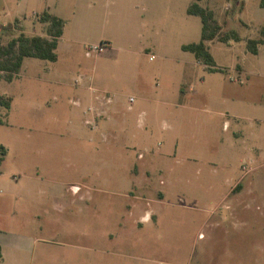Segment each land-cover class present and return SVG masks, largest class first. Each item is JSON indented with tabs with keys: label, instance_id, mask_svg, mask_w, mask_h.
<instances>
[{
	"label": "rangeland",
	"instance_id": "rangeland-1",
	"mask_svg": "<svg viewBox=\"0 0 264 264\" xmlns=\"http://www.w3.org/2000/svg\"><path fill=\"white\" fill-rule=\"evenodd\" d=\"M194 2L210 7L223 31L235 28L243 37L208 41L217 66L224 71L208 70L193 52L182 48L202 36L201 16L188 12ZM45 9L65 20L58 59L26 57L12 81L0 71V94L12 98L10 109L0 107V143L8 148L0 165V191L14 188L38 168L43 184L54 178L69 181L80 174L70 165L74 156L89 167L106 158L109 168L114 167L117 154L125 152L133 157L137 154V158L148 153L163 168H217V184L197 188L195 183L183 184L169 194L166 204L160 205L159 222L138 226L125 208L118 245L139 255L133 264H264V155L256 149L264 146V44L259 45L258 54L247 47L249 38L261 36L264 7L260 0H0V24L18 23L29 35L45 34L46 24L39 20ZM19 32H3V42ZM104 41L109 42L105 50L89 52L91 46ZM239 64L257 74L239 75ZM90 85L92 92L111 97L107 112L129 119L127 134L116 139L108 131L121 128L107 121L105 129L114 139H87L90 133L96 134L83 126L85 108L92 102L86 89ZM78 96L82 98L79 104ZM181 104L194 109L188 113L193 121H203L205 113L196 108L207 104L220 112L229 110L233 117H251L252 132L261 139L249 134L250 128L244 140L231 141L224 127L229 117L223 115L214 117L212 141L201 133L183 139L177 133L185 127L179 114ZM78 128L83 138L77 136ZM176 148L177 158L172 156ZM183 149L184 153L191 149L197 159L179 160ZM160 151L168 158L156 156ZM224 168L231 178L243 180L245 204L232 197L223 199L228 192ZM158 171L152 179L161 188ZM242 188L241 184L234 191ZM182 193L186 203L180 201ZM104 195L108 201L128 200L110 191ZM171 201L178 204H168ZM68 225L70 233L64 237L78 244L84 240L85 230L93 229V220L76 216ZM46 232L51 234L49 229ZM53 248L45 264L84 262L77 246L70 253L63 252V246Z\"/></svg>",
	"mask_w": 264,
	"mask_h": 264
},
{
	"label": "crops",
	"instance_id": "crops-1",
	"mask_svg": "<svg viewBox=\"0 0 264 264\" xmlns=\"http://www.w3.org/2000/svg\"><path fill=\"white\" fill-rule=\"evenodd\" d=\"M237 71L243 77L252 73L257 74L252 70H246L240 64L237 65ZM89 78L91 77L89 76ZM82 80V77L76 79L77 84ZM91 87V85L89 88L86 87L92 102L85 108L84 113L87 117L83 126L86 125L91 132L96 134L90 133L89 137L86 135L87 139L94 141L98 138L107 141L114 139L111 135L118 139L124 133L127 134L129 119L118 118L120 116L107 112L108 106L112 102L111 97H104L99 93L92 92ZM227 100L225 99V102ZM81 101L82 98L78 96L76 103L79 104ZM178 107L185 127L181 126L177 132V127L172 126V130L181 137L183 135V139L186 136V140H191L194 137H199L201 133L207 136L210 141L214 136L211 131L216 123L214 117L218 115L229 117L224 122V127L231 141H235L234 138L244 140V136L250 128L249 134L255 139H261V135L255 131L252 132L253 120H250L251 117L238 114L233 117L229 114V110L226 111L227 113L220 112L210 108L207 104L196 108V110L205 113L202 116L204 117L203 121H193L188 113L194 109L187 104H181ZM243 120H248L249 123ZM107 121L119 125L120 131L105 129L104 123ZM192 124L195 125L196 131L192 130ZM79 130L78 128L77 136L83 138L84 135L80 134ZM135 134L134 131L133 135ZM207 148L214 151L213 145H208ZM247 148L250 152L252 151L251 146ZM256 149L260 155H264V146ZM191 151V149H187L184 153L183 149V155H179V160L188 162L197 159V155ZM161 153V151L158 152L156 156L163 159L168 158L167 155L162 156ZM177 153L178 149L176 148L172 156L177 158ZM107 156L105 155V158ZM116 158V165L109 168L107 158L103 163L100 162L89 167L86 165V161H80L79 156L75 159L74 156L70 165L75 172L78 171L80 174L75 178L71 177L69 181L54 178L49 184H43L42 171L41 168H38L36 172L26 174V180L18 183L14 188L6 187L5 190H1L0 245L3 257L0 259V264H45L44 260L49 253L54 251L53 247L56 245L63 246L62 250L66 253H70L69 250L76 246L82 249L83 264H133V260L138 259L139 255L134 254L132 248L125 249L122 245H118L122 239L126 211L129 213L128 217H131L138 226L159 222V213H162L163 209L160 205L166 204V198L175 189H179L183 184L186 186L195 183L197 188L198 186L214 185L219 181L220 170L213 167L182 166L174 168L164 166L163 168L156 166L153 162L155 157H150L148 153L137 158V154L133 157L129 153L123 152L117 154ZM157 170H159L162 180L161 188H156L152 179V174ZM125 172L128 176H122ZM223 172L228 175L224 177L228 182H226L228 192L223 199L232 197L240 204H245L246 201L243 197L246 188L243 180L240 177L231 178L227 168H224ZM14 178L19 180L20 177L15 176ZM241 184L243 185L242 190L235 192L236 187ZM109 191L114 195L126 197L127 202L124 203L118 199L108 201L104 194ZM184 194L182 193L179 197L181 202L186 203L187 198ZM103 195L104 197H102ZM17 202L22 205L19 206ZM168 204L177 205L178 203L175 204L171 201ZM227 206L230 204L228 203ZM20 212L22 214H19ZM76 216H81L85 220H93V229H86L83 233L84 240L78 244L70 238L64 237L65 234L70 233L69 220ZM109 225L114 226L108 230L107 226ZM47 229L51 230V234L46 232ZM119 234L120 236H118ZM75 264H80V262Z\"/></svg>",
	"mask_w": 264,
	"mask_h": 264
},
{
	"label": "trees",
	"instance_id": "trees-1",
	"mask_svg": "<svg viewBox=\"0 0 264 264\" xmlns=\"http://www.w3.org/2000/svg\"><path fill=\"white\" fill-rule=\"evenodd\" d=\"M260 5L264 7V0H260ZM188 12L201 16L203 20L202 36L198 42L185 43L182 48L193 52L196 59L204 64L208 70L224 71V69L217 66L208 41L218 39L229 42L231 39L242 40L243 37L235 28L223 31L222 26L215 18L214 11L210 7H204L199 2H194L189 6ZM39 20L46 24L45 34L29 35L18 23L16 25L12 23L0 24V71L5 79L12 81L19 75L26 57H37L52 61L58 59L57 49L60 38L64 33L65 20L48 9L40 13ZM14 29L20 31L19 35L4 43L2 33ZM260 44H264V25L261 27L260 37L247 40L248 50L255 54L259 52ZM11 106L12 98L0 94V107L10 109ZM0 122H2V119H0ZM7 152L8 148L0 143V165L4 162ZM2 257L3 252L0 245V259Z\"/></svg>",
	"mask_w": 264,
	"mask_h": 264
},
{
	"label": "built area",
	"instance_id": "built-area-1",
	"mask_svg": "<svg viewBox=\"0 0 264 264\" xmlns=\"http://www.w3.org/2000/svg\"><path fill=\"white\" fill-rule=\"evenodd\" d=\"M108 46H109V42L104 41V42H101L99 44H95V45L91 46L89 52H91V51L101 52V51L105 50Z\"/></svg>",
	"mask_w": 264,
	"mask_h": 264
}]
</instances>
